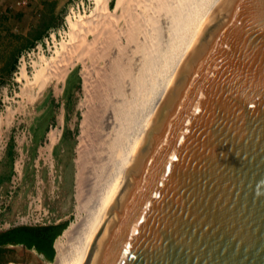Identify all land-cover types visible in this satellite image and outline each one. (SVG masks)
<instances>
[{
  "label": "water",
  "instance_id": "95a60500",
  "mask_svg": "<svg viewBox=\"0 0 264 264\" xmlns=\"http://www.w3.org/2000/svg\"><path fill=\"white\" fill-rule=\"evenodd\" d=\"M83 264H264V0L205 18Z\"/></svg>",
  "mask_w": 264,
  "mask_h": 264
},
{
  "label": "bare ground",
  "instance_id": "6f19581e",
  "mask_svg": "<svg viewBox=\"0 0 264 264\" xmlns=\"http://www.w3.org/2000/svg\"><path fill=\"white\" fill-rule=\"evenodd\" d=\"M110 1L87 0V8L82 0L71 7L66 28H58L59 36L52 31L46 47L37 46L30 69L22 60L16 77L34 96L48 80L62 81L74 65L83 66L86 115L76 159V214L55 239L54 259L47 264H83L88 258L137 144L218 2L113 0L111 6ZM59 131H49L52 144Z\"/></svg>",
  "mask_w": 264,
  "mask_h": 264
},
{
  "label": "rangeland",
  "instance_id": "374dc122",
  "mask_svg": "<svg viewBox=\"0 0 264 264\" xmlns=\"http://www.w3.org/2000/svg\"><path fill=\"white\" fill-rule=\"evenodd\" d=\"M53 1L55 23L47 27L41 38L28 44L30 30L37 26L40 16ZM81 1L29 0L18 5L16 0H0V174L5 172L6 175V170L10 171L0 181V192L9 188L15 173L18 185L7 213L11 222L16 216L31 211L41 215L46 212L51 222L68 220L69 224L75 218L76 159L81 122L86 115L83 66L77 63L67 74L77 68L81 80V87L74 91L67 108L64 104L67 76L59 82L48 80L34 96L23 88L16 77L22 60L30 69L28 62L36 53L37 46L42 43L46 47V40L50 39L52 31L57 32L62 26L66 28L65 15ZM83 1L89 8L91 3ZM15 47L20 48L12 56ZM10 56L14 58L13 67L6 70L3 67ZM51 123L58 124V128L62 124L61 135L63 129L67 130L66 138L60 136L52 146L47 138ZM10 143L12 156L8 157L6 153ZM5 254L8 257L3 264L15 257L18 259L14 261L18 263H25L26 259L30 264L49 262L25 250L23 245L7 246ZM33 254L41 262L37 263L31 257Z\"/></svg>",
  "mask_w": 264,
  "mask_h": 264
},
{
  "label": "trees",
  "instance_id": "16d2710c",
  "mask_svg": "<svg viewBox=\"0 0 264 264\" xmlns=\"http://www.w3.org/2000/svg\"><path fill=\"white\" fill-rule=\"evenodd\" d=\"M113 4V0H111V5ZM54 10V1L48 4L46 7V11L40 16L38 24L36 27L32 28L29 32L30 38L27 40L28 44H33L34 39H38L42 37L43 32L55 23V17L53 14ZM20 47H15L13 49V54L18 51ZM8 58L6 61V65L3 67L6 70H9L13 67V57ZM81 87V80L80 76L78 75V69H73L66 78V83L64 86V96L66 102V108L69 106V102L71 101V96L73 95L74 91L80 89ZM46 128V127H45ZM67 130L63 129L61 138H66ZM34 137H37L36 128L34 129ZM12 144H9L7 150V156H12L11 151ZM10 171L6 170L0 174V181L6 176L9 175ZM68 220H63L59 222H50L46 224H18L7 230L0 231V263H1V256L3 255L4 251L7 249L9 243L12 244H22L25 245L29 249H35L37 252L44 255V257L51 261L54 259L55 255V248H54V241L58 235L61 234L62 230L67 226Z\"/></svg>",
  "mask_w": 264,
  "mask_h": 264
},
{
  "label": "built area",
  "instance_id": "2783aa9c",
  "mask_svg": "<svg viewBox=\"0 0 264 264\" xmlns=\"http://www.w3.org/2000/svg\"><path fill=\"white\" fill-rule=\"evenodd\" d=\"M28 2H29V0H16V3L18 5L26 4ZM52 129H60L59 134H58V138H59L61 136L62 124L60 125V128H58V124H52L51 123L49 125V131ZM47 138L49 140V144L52 146L53 144L51 143V141L49 139V135ZM17 185H18L17 184V178H16L15 173H14L12 175L11 184H10L9 188L7 190H4L3 192H0V231L7 230L8 228H11V227L18 225V224L35 225V224L50 223L51 220H50V218H48V215H46V212H44L43 215H41V214H38L37 212L33 213V211H31V212H28L26 214L16 216V218L14 220H12V222L9 219H7V213H8L10 206H11V202H12L13 197H14V191L16 190Z\"/></svg>",
  "mask_w": 264,
  "mask_h": 264
},
{
  "label": "flooded vegetation",
  "instance_id": "af4514ba",
  "mask_svg": "<svg viewBox=\"0 0 264 264\" xmlns=\"http://www.w3.org/2000/svg\"><path fill=\"white\" fill-rule=\"evenodd\" d=\"M6 246H9V245H6ZM25 250H28V249H25ZM6 251V250H5ZM5 251H4V253H3V255L1 256V263H3V262H6V258L8 257L6 254H5ZM29 251V250H28ZM31 253V252H30ZM10 259V258H9ZM14 260H17L18 258H13ZM25 264H30L29 262H28V260L26 259L25 260ZM32 264V263H31Z\"/></svg>",
  "mask_w": 264,
  "mask_h": 264
},
{
  "label": "crops",
  "instance_id": "0c3cea01",
  "mask_svg": "<svg viewBox=\"0 0 264 264\" xmlns=\"http://www.w3.org/2000/svg\"><path fill=\"white\" fill-rule=\"evenodd\" d=\"M8 245L10 246V245H22V244H12V243H9ZM28 250H29V251H32L35 255H37V256H39V257H43V258H45L43 254L37 252L35 249H28Z\"/></svg>",
  "mask_w": 264,
  "mask_h": 264
}]
</instances>
